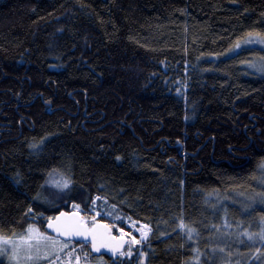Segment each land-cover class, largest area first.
I'll return each mask as SVG.
<instances>
[{"label": "trees", "instance_id": "obj_1", "mask_svg": "<svg viewBox=\"0 0 264 264\" xmlns=\"http://www.w3.org/2000/svg\"><path fill=\"white\" fill-rule=\"evenodd\" d=\"M250 35L264 0H0V235L98 198L147 236L84 262L264 264V49L226 54Z\"/></svg>", "mask_w": 264, "mask_h": 264}, {"label": "snow or ice", "instance_id": "obj_2", "mask_svg": "<svg viewBox=\"0 0 264 264\" xmlns=\"http://www.w3.org/2000/svg\"><path fill=\"white\" fill-rule=\"evenodd\" d=\"M119 159V157H117ZM70 181H64L62 185H58L64 188H67L70 184ZM96 199L93 200L92 211H95ZM75 211L72 212H63L61 211L58 216L55 218L48 217L47 229H51L54 231L58 237H83L84 241L87 242L89 238H91V245L93 250L99 251L101 247H109L111 248L113 253H116L123 244L124 233L123 229H120L122 235L120 237H113L111 235V230L113 228L112 225L109 224H101L97 221L96 216L102 215V213L97 212L96 215L89 217L80 215L81 206L80 204L73 203L72 205ZM115 205H113V208ZM111 215V213H108ZM147 225H142L138 231H141L142 236H147ZM181 228H184L185 225L181 222ZM27 231L29 232L28 240L31 241L35 239L37 244L35 245L37 250L36 259H41L39 256V252L41 247L43 246L46 249L44 253V258L48 257L53 252L62 251L64 248H67V243L62 242L59 239H54L51 235H47L46 233L40 232L38 229H35L33 225H29ZM195 229H188L189 238H191V233L194 232ZM261 237L264 238V232L261 233ZM251 238V237H250ZM0 239H6L0 236ZM24 237H21L23 240ZM114 241V243H113ZM42 242V244H41ZM131 243H138L136 238L133 236L131 239ZM27 247L31 249L33 245L31 243L27 244ZM131 253H129L130 255ZM87 255V253H85ZM120 255H124L121 251ZM69 264H71V253L69 254ZM31 259V257H29ZM80 257L76 256V264H79Z\"/></svg>", "mask_w": 264, "mask_h": 264}, {"label": "rangeland", "instance_id": "obj_3", "mask_svg": "<svg viewBox=\"0 0 264 264\" xmlns=\"http://www.w3.org/2000/svg\"><path fill=\"white\" fill-rule=\"evenodd\" d=\"M250 47H257V48L264 49V37L259 36V35H250V36L246 37L245 39L239 41L234 46V48L226 54H229L231 52H237L241 49L250 48ZM251 68L255 69L257 71H263L264 70V63L260 62V61L255 62L251 65ZM108 207H109V205H107L106 209L104 208V210L107 213H111V215L113 214L112 220H114L116 217L117 218L120 217L119 214L113 213L112 210L111 209L109 210ZM72 211H75V209H73V207H72ZM80 214L82 215V212H80ZM84 216L90 217L89 212L85 213ZM31 225H33L35 229H38L40 232H42L37 225H34V224H31ZM140 228H141V226L137 225V227L134 229V231L136 233H138L139 236L141 235V231H138L137 229H140ZM27 229H26V232L24 234L18 235V236L0 235L2 237L6 238V239H0V262L2 264H69V260H70L69 254L70 253H71V264H76V256L80 257L79 264H89L88 262H84L83 258H82V254L85 251L83 249L85 247L84 244L79 245V246H75L71 242L63 241V240H61L57 237H54L52 235L51 236L54 239H59L62 242H66L67 248H64L62 251H59V252H53L48 257L44 258V253H45L46 249H44L42 246L40 249V252H39V256L41 257V259H39V260L36 259L37 250H36L35 245L37 244V241L35 239H32L31 241L28 240V236L30 234L27 231ZM144 231H147V230L144 229ZM119 232H120V235H122L121 231H119ZM43 233H45V232H43ZM46 234L50 235L48 233H46ZM124 236L128 237V243H127L126 248L123 251L124 255H120V257L123 259L126 258L129 255V253L133 252L134 248L132 246L135 247V245L139 244V239H140L138 235L136 237V236L132 235L130 232ZM133 236L136 238L138 243H131V239ZM21 237H24V239L21 240ZM142 237L143 236L141 235V239H142ZM28 243H31L33 245V247L31 249H29L27 247ZM41 244H42V242H41ZM29 257H31V259H29ZM97 264H104V263H97ZM116 264H126V263L124 260H122L121 262L116 263Z\"/></svg>", "mask_w": 264, "mask_h": 264}, {"label": "water", "instance_id": "obj_4", "mask_svg": "<svg viewBox=\"0 0 264 264\" xmlns=\"http://www.w3.org/2000/svg\"><path fill=\"white\" fill-rule=\"evenodd\" d=\"M62 211H63V212H72V210H70V211L62 210ZM60 212H61V211H60ZM60 212H59V213H60ZM59 213H57L56 215H54L53 218H55L56 216H58ZM80 215H81V214H80ZM47 223H48V220L45 222L44 228H45V231H46L47 233H49L50 235H52V236H54V237H57V238H59V239H61V240H63V241H72L73 243H89V245H90V250H91V252H92L94 255L98 256V255L104 254V255H106L107 257L111 258L112 260H117V258H118L119 255H120V252H121V251H122V252L124 251V249L126 248L127 243H128V238H127V237H124V239H123V244H122L121 248H120L116 253H113L112 250H111V248H109V247H101L100 250L97 252V251L93 250V248H92V245H91V238H89L88 241L85 242L83 237H71V238H70V237H58L57 234H56L54 231H52L51 229H47ZM113 237H114V236H113ZM117 238H118V237H117ZM113 243H114V241H113Z\"/></svg>", "mask_w": 264, "mask_h": 264}, {"label": "built area", "instance_id": "obj_5", "mask_svg": "<svg viewBox=\"0 0 264 264\" xmlns=\"http://www.w3.org/2000/svg\"><path fill=\"white\" fill-rule=\"evenodd\" d=\"M95 199H96L95 211L90 210V217L96 215L97 212L102 213V215L96 216V219H97V220H98V219H101V220H104V221L109 222V223L112 224V225H117V226H118V227L116 228V233H117V235H120V232H119L120 229H123L125 233H129V231H134V229L137 227V224H136L133 220H131L130 218H124V219H122L121 217H119V218H115L114 220H112L113 218L109 217L108 214H107V212H105V211H103V210H100V209L98 208V198H95ZM92 207H93V205H92ZM120 219H121L122 221H124V223H125V225H126V228L121 227L119 224H117V222H118ZM139 238H140V239H139V242H140V243H142V242L145 241V239H146L145 236H143L142 239H141V235L139 236Z\"/></svg>", "mask_w": 264, "mask_h": 264}, {"label": "flooded vegetation", "instance_id": "obj_6", "mask_svg": "<svg viewBox=\"0 0 264 264\" xmlns=\"http://www.w3.org/2000/svg\"><path fill=\"white\" fill-rule=\"evenodd\" d=\"M101 224H104L103 222H100ZM111 235L112 236H114V237H117L116 235H115V233H114V231H113V229L111 230ZM71 243H73L72 241H71ZM90 246V245H89ZM133 248H134V246H132ZM94 255V254H93ZM95 257H100V258H104L106 255H104V254H101V255H98V256H96V255H94ZM128 256H130V255H128ZM120 257V256H119ZM118 257V258H119ZM117 258V259H118ZM112 260V259H111ZM112 261H114V260H112ZM89 264H97V263H89Z\"/></svg>", "mask_w": 264, "mask_h": 264}]
</instances>
